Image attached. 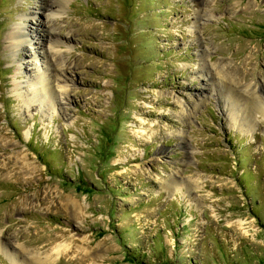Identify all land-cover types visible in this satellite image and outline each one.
Returning a JSON list of instances; mask_svg holds the SVG:
<instances>
[{
  "label": "rangeland",
  "instance_id": "1",
  "mask_svg": "<svg viewBox=\"0 0 264 264\" xmlns=\"http://www.w3.org/2000/svg\"><path fill=\"white\" fill-rule=\"evenodd\" d=\"M15 26L31 43L13 54ZM40 66L49 108L29 83ZM7 252L264 264V0H0V264Z\"/></svg>",
  "mask_w": 264,
  "mask_h": 264
},
{
  "label": "bare ground",
  "instance_id": "2",
  "mask_svg": "<svg viewBox=\"0 0 264 264\" xmlns=\"http://www.w3.org/2000/svg\"><path fill=\"white\" fill-rule=\"evenodd\" d=\"M46 5H48L49 7L52 5V3H50V2H47V3H45V2H43L41 5H40V8H45V6ZM51 13V16H54L55 14L54 13H52V12H50ZM30 22H32V20H30ZM35 23V22H34ZM52 29V28H51ZM47 30L46 32V36H47V39H48V41H53V42H58V39H57V37H55L56 35L54 34V33H52V30ZM33 30H36V28H34ZM32 32H36V31H32ZM39 34V33H38ZM55 37V38H54ZM42 38L43 37H39V35H38V41H39V43L41 42V40H42ZM7 41H8V45H9V47H10V49L12 50V53L13 54H15V51L16 52H18V51H20L21 50V48H22V46L24 45L23 43H31V40H30V38H29V34L26 32V29H25V27H22V26H15L14 28H12V30L8 33V36H7ZM29 45V44H28ZM21 47V48H20ZM27 49V48H26ZM28 53H29V50H28ZM41 53H43V51L41 52V51H39L38 52V54H41ZM26 55V54H25ZM28 57H29V59L28 60H31L32 58H33V55H32V53H29L28 55H27ZM55 59H57V56H55ZM55 59H52V61L54 60V62H57ZM33 61V60H32ZM50 61V60H49ZM33 63V62H32ZM51 66V65H50ZM18 67V66H17ZM44 68L46 67V66H43ZM53 67V66H52ZM24 68H27L26 66L24 67ZM202 69H204L203 67H202ZM201 68H200V70H202ZM32 70V69H31ZM40 70H41V72L43 73V72H45V70H43L42 71V67L40 66V67H36L35 69H34V71H35V78H30L29 77V83H32L33 85H34V87H33V92H32V95L33 96H37V97H42V98H40L38 101L40 102V103H43L45 106H46V108L48 107L49 108V104H48V102H50V100H52V99H54V92H53V90L54 89H52L51 88V81H47L46 80V78L45 79H43L42 78V75H41V73H40ZM55 69L53 68V71H54ZM204 70H206L207 72H205V75H208V73H209V71L210 70H208L207 68H205ZM47 71V70H46ZM221 71H223V70H221ZM45 74H48V76H49V78H50V80L52 79V77H53V74L54 73H52V71L50 70L49 72H47V73H45ZM210 74H211V72H210ZM212 75V74H211ZM32 76V75H31ZM226 78H227V76H225ZM214 83H215V81L214 80H212ZM221 84H222V82H221ZM244 88H246V87H244ZM16 89V88H15ZM18 96H19V98L21 99V101L25 104V105H28L31 101H32V98H30L27 94H25V93H22V92H20L19 94H17ZM258 96V95H257ZM254 97V96H253ZM35 98V97H34ZM253 99H255V98H253ZM21 102V103H22ZM259 103V102H258ZM39 105H41V104H39ZM231 106H233L232 104H230ZM229 105V106H230ZM243 105V104H242ZM250 105V104H249ZM261 105V104H260ZM263 105V104H262ZM262 105L261 106H259L260 108L258 109V110H263V108H262ZM258 106V105H257ZM40 107V106H39ZM237 112L238 111H240L241 110V108L237 105ZM235 109V110H236ZM244 109V108H243ZM41 110H43V109H41ZM257 110V111H258ZM44 111V110H43ZM243 111V110H242ZM243 114V113H242ZM244 115V114H243ZM246 118V117H245ZM241 121H242V123H244V124H246V125H249V120H244L243 118L241 119ZM251 125V124H250ZM249 127V126H248ZM173 183V182H172ZM63 199V198H62ZM42 200H45V197H43L42 198ZM67 200V199H66ZM67 202V201H66ZM70 202H72V204L73 205H75V200L74 199H70ZM71 205V204H70ZM60 246H62L61 244H58L57 246H56V250H57V252H58V250H59V247ZM2 247V246H1ZM14 251V250H13ZM15 252V251H14ZM7 255H8V257H9V259L13 262V264H14V262L16 261V260H14V254L12 255L11 253H6ZM29 254V253H28ZM17 255V254H16ZM25 255V254H24ZM25 257V256H24ZM20 258V257H19ZM29 260V259H28ZM10 261V262H11ZM34 262V261H33ZM24 263V262H23ZM22 263V264H23ZM15 264H20V263H18V262H15ZM27 264H29L28 262H27Z\"/></svg>",
  "mask_w": 264,
  "mask_h": 264
}]
</instances>
